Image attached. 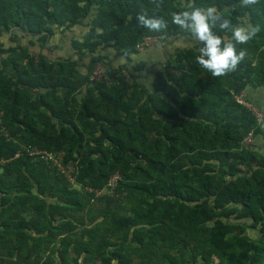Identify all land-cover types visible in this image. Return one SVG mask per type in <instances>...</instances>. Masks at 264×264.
Listing matches in <instances>:
<instances>
[{
    "label": "trees",
    "instance_id": "1",
    "mask_svg": "<svg viewBox=\"0 0 264 264\" xmlns=\"http://www.w3.org/2000/svg\"><path fill=\"white\" fill-rule=\"evenodd\" d=\"M209 6L259 29L220 78L169 15ZM141 12L168 28L138 26ZM147 38L164 62L136 60ZM249 86L264 87V0H0V264H264V156L244 145L261 130L237 100Z\"/></svg>",
    "mask_w": 264,
    "mask_h": 264
},
{
    "label": "clouds",
    "instance_id": "2",
    "mask_svg": "<svg viewBox=\"0 0 264 264\" xmlns=\"http://www.w3.org/2000/svg\"><path fill=\"white\" fill-rule=\"evenodd\" d=\"M164 0H150L155 9H160ZM258 3V0H240V6L249 8ZM171 23L184 32H188L200 45L195 62L205 72L214 78L225 77L235 72L245 59L247 51L238 46L246 45L259 30L258 27L249 29L241 26H233L231 21L218 11L215 6L207 8H193L180 12L169 13ZM137 25L146 28L150 32L165 31L168 20L155 15L149 16L147 12H141L136 16ZM231 31L230 37L218 35L214 29ZM113 264H116L113 261Z\"/></svg>",
    "mask_w": 264,
    "mask_h": 264
},
{
    "label": "crops",
    "instance_id": "3",
    "mask_svg": "<svg viewBox=\"0 0 264 264\" xmlns=\"http://www.w3.org/2000/svg\"><path fill=\"white\" fill-rule=\"evenodd\" d=\"M4 38H3V42H5ZM157 48H163L162 52L169 51V48L165 46L150 47L140 51L141 53L139 54V56L136 57V60L138 62H147L149 65L160 62V60L157 58L158 57L161 58V55L160 56L156 55L157 54L156 52L158 51ZM117 62L123 63V61H117ZM242 94L246 102L249 105H251L253 108H255V110L257 111V113L254 114L259 120L261 134L255 136L253 147L259 155L264 156V87L249 86Z\"/></svg>",
    "mask_w": 264,
    "mask_h": 264
},
{
    "label": "rangeland",
    "instance_id": "4",
    "mask_svg": "<svg viewBox=\"0 0 264 264\" xmlns=\"http://www.w3.org/2000/svg\"><path fill=\"white\" fill-rule=\"evenodd\" d=\"M74 31H73V35H72V37H77V39H81V37H82V33H81V30H80V28L78 29V28H74L73 29ZM19 35H21V37H22V34L20 33ZM63 37V36H62ZM70 37H71V34H68L66 37H63L64 39H63V43H61L60 42V37L59 36H56L55 37V42H56V45H61V48H59L58 50H57V52H58V54L60 55V56H67L68 54H69V48L68 47H70V44H71V42H70ZM4 40H5V47H11V46H15L16 45V43H12L11 41H10V38H9V36H6L5 38H4ZM157 39L155 38V39H153V40H148L147 41V43L145 44V46H149V48L150 47H155L156 45H157ZM21 42L24 44V40L21 38ZM62 44H63V46L64 47H66V48H63L62 47ZM144 49V47L143 46H140L139 47V50H143ZM158 49V51L156 52L157 54V56H160L161 55V58L160 57H158L157 59H159L160 60V62H158V63H161V62H164L165 61V55H166V52H162V49L163 48H157ZM163 55V56H162ZM120 63H122V62H120ZM120 63L119 62H117V63H114V65L115 66H119L120 65ZM156 65H158L157 63H155ZM104 69H103V67H99L98 68V71H97V75L95 76L96 78H102L103 76H104ZM60 157H59V161L61 160V157H62V155H59ZM63 170L66 172V174L67 175H69V177L71 176V173H72V171H73V168L72 167H70V168H63ZM75 185V184H74ZM75 187H78V186H76L75 185ZM112 191V190H111ZM110 192V189H107V190H105V193H109ZM247 233L251 236V238H253V239H256L257 238V234L254 232V231H252V230H248L247 231Z\"/></svg>",
    "mask_w": 264,
    "mask_h": 264
},
{
    "label": "built area",
    "instance_id": "5",
    "mask_svg": "<svg viewBox=\"0 0 264 264\" xmlns=\"http://www.w3.org/2000/svg\"><path fill=\"white\" fill-rule=\"evenodd\" d=\"M155 38H147L144 43H143V46H145V44L147 43V41L149 40H153ZM97 71L98 69L94 72L92 78L93 79H96V80H102V79H105V76H103L102 78H96L95 76L97 75ZM237 100L243 104L244 106H247L249 109H251L254 113H257V111L255 110V108H253L251 105H249L246 100L244 99L243 97V94L241 96H237ZM254 134L253 133H250L244 140V145L245 147L247 148H251L253 147L254 145ZM27 152L30 154V156H36V157H40L42 159H45L49 162H51L53 165L57 166L58 168H60L61 170H63V165H62V157H61V160L59 161V155L55 156V155H52V154H49L45 151H41L39 150L38 148H29L27 149ZM5 161L4 160H1L0 161V164H4ZM65 172V171H64ZM66 173V172H65ZM69 176V175H68ZM120 179V176L118 174H115L112 176L111 180H110V183H109V186L113 189L115 188V186L117 185V182L118 180ZM69 180L71 181V183L74 184V179L71 178V176L69 177ZM99 194V193H98Z\"/></svg>",
    "mask_w": 264,
    "mask_h": 264
}]
</instances>
